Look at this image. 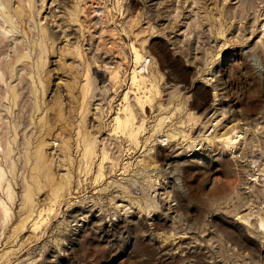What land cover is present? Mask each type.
I'll return each instance as SVG.
<instances>
[{
    "label": "rangeland",
    "instance_id": "obj_1",
    "mask_svg": "<svg viewBox=\"0 0 264 264\" xmlns=\"http://www.w3.org/2000/svg\"><path fill=\"white\" fill-rule=\"evenodd\" d=\"M260 220L264 0H0V264H264Z\"/></svg>",
    "mask_w": 264,
    "mask_h": 264
},
{
    "label": "bare ground",
    "instance_id": "obj_2",
    "mask_svg": "<svg viewBox=\"0 0 264 264\" xmlns=\"http://www.w3.org/2000/svg\"><path fill=\"white\" fill-rule=\"evenodd\" d=\"M94 8V10L96 11V8L95 7H93ZM93 10V11H94ZM92 13V12H91ZM134 47V46H133ZM134 52H135V59H136V61L137 62H142L143 61V59H144V56L143 55H141L139 52H138V50L137 49H135L134 48ZM118 76V75H117ZM142 79V78H141ZM138 80H140V78H139V75L138 74H134V76H133V82H138ZM137 100L140 102V104L143 106V103H142V100L140 99V97H138L137 98ZM144 102V101H143ZM124 112H125V117H121L120 115L119 116H116V123H117V126H115L117 129H122L123 131L122 132H125L127 135H128V137H130L131 139H134V140H136V141H138V133H141L140 131L142 130V127H143V125L144 124H139V125H137L136 124V122H135V120L134 119H136V116L134 115V113H133V111H132V109L130 108V106L129 105H127L126 107H125V109H124ZM166 118L167 117H162L161 119H160V121H159V124H161L162 122L164 123V121L166 120ZM241 128H243V126H241ZM231 129H233V128H231ZM231 129H229V130H227V132H225L224 134H226L227 136H226V141H225V143H226V146H228L229 147V145L230 146H233V144H234V141H235V139H236V136L237 135H240V133H238L237 131L235 132V134L234 135H232L231 134ZM243 130H245V127H244V129ZM242 130V131H243ZM90 133V132H89ZM176 131H173V132H169V133H167L166 134V136L168 137V138H173L175 135H176ZM231 134V135H230ZM91 137V136H90ZM79 143V142H78ZM83 143V142H82ZM158 144V143H157ZM95 145V143H92L91 141H89L85 146H84V149H82L83 150V157H86V158H88V157H90L91 159H93L92 157H93V154L96 152L95 151V147L96 146H94ZM159 148V147H158ZM156 149L157 150V153H159V152H161V150H159V149ZM105 156H106V154L103 152V156H102V161H103V159L105 158ZM108 156V155H107ZM82 157V158H83ZM106 158H108V157H106ZM84 159V158H83ZM102 161H100L101 163H100V165L98 166L99 167V170H98V174H97V176L95 177V181L96 180H98L99 181V179L100 178H102V174H103V171L105 170H101V167L103 166V164H102ZM90 167V166H89ZM91 168V167H90ZM89 171H90V169H89ZM104 175V174H103ZM97 182V181H96ZM84 213V212H83ZM244 221H247V218L245 217V216H242L241 217ZM263 218V217H262ZM263 220H260V225H263V222H262ZM263 227H264V225H263Z\"/></svg>",
    "mask_w": 264,
    "mask_h": 264
}]
</instances>
